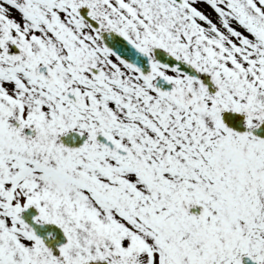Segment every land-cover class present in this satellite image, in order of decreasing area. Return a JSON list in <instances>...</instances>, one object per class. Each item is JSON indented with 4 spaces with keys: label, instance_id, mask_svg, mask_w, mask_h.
Segmentation results:
<instances>
[{
    "label": "snow or ice",
    "instance_id": "1",
    "mask_svg": "<svg viewBox=\"0 0 264 264\" xmlns=\"http://www.w3.org/2000/svg\"><path fill=\"white\" fill-rule=\"evenodd\" d=\"M0 264H264V0H0Z\"/></svg>",
    "mask_w": 264,
    "mask_h": 264
}]
</instances>
